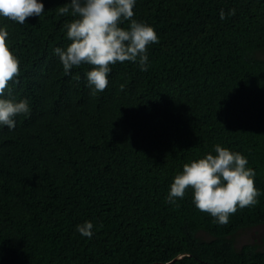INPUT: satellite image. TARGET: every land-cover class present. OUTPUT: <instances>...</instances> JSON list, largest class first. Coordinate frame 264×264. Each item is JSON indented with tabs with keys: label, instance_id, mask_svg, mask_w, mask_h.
I'll return each mask as SVG.
<instances>
[{
	"label": "trees",
	"instance_id": "1",
	"mask_svg": "<svg viewBox=\"0 0 264 264\" xmlns=\"http://www.w3.org/2000/svg\"><path fill=\"white\" fill-rule=\"evenodd\" d=\"M264 0H0V264H264Z\"/></svg>",
	"mask_w": 264,
	"mask_h": 264
},
{
	"label": "rangeland",
	"instance_id": "2",
	"mask_svg": "<svg viewBox=\"0 0 264 264\" xmlns=\"http://www.w3.org/2000/svg\"><path fill=\"white\" fill-rule=\"evenodd\" d=\"M248 242H257L258 244L264 246V225L242 231L237 236L238 246Z\"/></svg>",
	"mask_w": 264,
	"mask_h": 264
}]
</instances>
